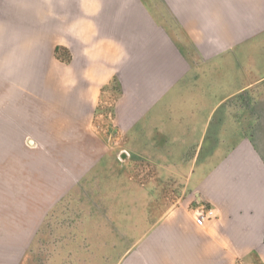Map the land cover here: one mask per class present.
<instances>
[{
  "label": "crops",
  "instance_id": "obj_1",
  "mask_svg": "<svg viewBox=\"0 0 264 264\" xmlns=\"http://www.w3.org/2000/svg\"><path fill=\"white\" fill-rule=\"evenodd\" d=\"M0 15V73L50 86L13 101L50 102L52 132L0 142L34 182L10 264L45 246L65 263L264 264V0H2ZM11 44L48 48L49 80L6 61ZM202 209L216 217L198 226Z\"/></svg>",
  "mask_w": 264,
  "mask_h": 264
},
{
  "label": "rangeland",
  "instance_id": "obj_2",
  "mask_svg": "<svg viewBox=\"0 0 264 264\" xmlns=\"http://www.w3.org/2000/svg\"><path fill=\"white\" fill-rule=\"evenodd\" d=\"M2 10V0H0V13ZM1 16V15H0ZM16 40V39H15ZM48 48H44L43 53H35L34 48H26L24 50L21 49L18 44H11L10 50L8 54V60L11 63L21 61H40L41 69L38 70H27V73H33V76L38 78V80L48 81L50 78V66H51V54L45 50ZM8 51V49H7ZM2 58V55H0ZM2 60V59H0ZM16 70H10L6 72V74L0 73V78L6 77L11 81V86L5 84L3 85V80L0 79V112L3 114V109H8L11 111V114H15V116L1 117L0 116V142L6 141L10 143L22 142L23 144L27 143L29 140H37L39 142H50L52 141V132L49 126L50 116H48V109L50 107V102H45L42 107H35L36 102H28L24 103L21 100L13 101L17 98L18 92L13 89H21L24 88L22 94L24 95L23 99L34 100L35 94L40 97L45 94H49L50 86L43 85L42 91H37L36 93L33 91L35 89L34 86L27 87H16L12 86L15 81V77L13 73L16 74ZM8 73V74H7ZM11 93V95H10ZM6 94V98L12 99L13 103L7 102V106L2 103V98ZM10 95V96H9ZM26 95V96H25ZM42 98H45L42 96ZM10 101V102H11ZM21 101V102H20ZM6 104V103H5ZM12 107V110H10ZM27 107V109H24ZM37 110L39 116L36 117L35 111ZM10 113V112H9ZM46 114V116H45ZM26 116V117H25ZM42 116V118L40 117ZM36 117V118H35ZM5 154L3 155V153ZM7 152V155H6ZM20 152L16 151H2L0 150V264H10V260L14 259V256L20 250V246L17 245L19 241V233L20 230L18 227V219L20 208L27 209L33 207V180H27L26 172H23V175H18V173H14L11 170L13 168V161L8 156V153ZM23 153L26 151L22 150ZM24 163H28L27 159L24 157ZM18 163V162H16ZM16 166H14L15 168ZM13 168V169H14ZM16 174V175H14ZM23 179V180H22ZM33 179V178H31ZM32 194V195H31ZM23 216L25 214L23 213ZM56 249V248H55ZM38 250L40 252V247L31 246L26 256L30 255L33 251ZM44 255L40 258L41 260L37 262H33L32 264H83V263H65L58 260V258L63 257L60 256L59 252H52L51 247L45 246L42 250ZM59 251V250H58ZM60 254L59 256L57 254ZM27 260L24 261L23 264H26ZM30 262V261H29ZM85 264H98L95 262L85 263Z\"/></svg>",
  "mask_w": 264,
  "mask_h": 264
},
{
  "label": "built area",
  "instance_id": "obj_3",
  "mask_svg": "<svg viewBox=\"0 0 264 264\" xmlns=\"http://www.w3.org/2000/svg\"><path fill=\"white\" fill-rule=\"evenodd\" d=\"M216 217L214 209H202L195 216V223L198 226H202L205 222L210 221Z\"/></svg>",
  "mask_w": 264,
  "mask_h": 264
}]
</instances>
